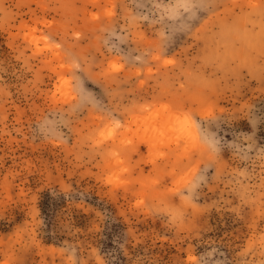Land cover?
<instances>
[{
    "label": "rangeland",
    "instance_id": "374dc122",
    "mask_svg": "<svg viewBox=\"0 0 264 264\" xmlns=\"http://www.w3.org/2000/svg\"><path fill=\"white\" fill-rule=\"evenodd\" d=\"M0 264H264V0H0Z\"/></svg>",
    "mask_w": 264,
    "mask_h": 264
}]
</instances>
